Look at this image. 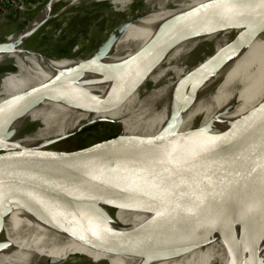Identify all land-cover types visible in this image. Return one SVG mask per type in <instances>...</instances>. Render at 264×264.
Segmentation results:
<instances>
[{
  "label": "bare ground",
  "instance_id": "bare-ground-1",
  "mask_svg": "<svg viewBox=\"0 0 264 264\" xmlns=\"http://www.w3.org/2000/svg\"><path fill=\"white\" fill-rule=\"evenodd\" d=\"M82 1L46 0L28 18L27 6L18 8L17 22L26 20L25 24L19 30L5 33L0 42L13 41L19 34L30 36L39 26ZM109 1L118 12L124 11L131 2ZM138 1L140 7L129 13L109 34L110 40L100 58L96 48L85 56H45L36 61L32 57L42 53L26 48L23 43L15 49L0 52V68L18 65L25 69L19 70L22 73L15 74V79L3 75L7 71H0V111H5L0 117V149L38 150L40 147L49 150L57 142L80 132L90 115L115 110L104 106L95 110L88 108L98 104H111L132 117L123 128V134L129 128L125 135L140 122L146 130L138 136H155L172 121L174 130L195 137L227 133L264 106V49L240 54L246 47L240 40L234 68L211 61L196 71V80L184 70L189 75L184 81L183 74L175 69L179 65L187 68L196 63L186 66L185 60L190 50L211 31L192 28L173 43L179 30L177 26L172 28L175 22L192 10L197 11L196 8L201 9L199 14L206 18L214 11L212 7L216 2L227 0H158V7L151 0ZM60 3L62 5L55 8ZM199 3L204 5L203 10ZM225 21L228 29L240 27L241 34L250 33L247 25L240 26L241 19L226 15L220 24ZM150 23L155 25L156 31L151 50H168L151 69L126 79L129 61L141 52L134 50L129 55L125 52L134 37ZM255 27L253 34L264 39V26ZM220 45L215 43L208 49L196 51L199 52H195L196 60L211 57L210 51ZM177 53L185 56L182 61ZM78 65L82 72H72ZM203 72L210 77L205 78ZM129 99L134 100L130 105L125 104ZM104 122L114 123L106 119ZM108 207L111 218L93 210L46 209L26 197L16 205L0 207L3 217L0 264H18L21 260L19 264H226L228 261L224 244L212 227L174 243L138 238L124 243L125 247L129 245L127 251L112 252L120 235L154 214L119 204ZM251 207L244 206L232 219L233 231L242 241L245 217ZM26 249L30 250L22 257ZM259 252L256 259L246 264H264V221Z\"/></svg>",
  "mask_w": 264,
  "mask_h": 264
},
{
  "label": "water",
  "instance_id": "water-1",
  "mask_svg": "<svg viewBox=\"0 0 264 264\" xmlns=\"http://www.w3.org/2000/svg\"><path fill=\"white\" fill-rule=\"evenodd\" d=\"M212 8L205 20L199 11L189 12L179 34L190 28L213 30L226 15L264 26V0L220 1ZM27 37L19 34L13 41L0 42V52L17 48ZM109 40L97 47L99 58ZM167 50L146 49L135 55L125 78L151 69ZM72 72L81 73L80 65ZM4 113L1 110L0 117ZM171 125L172 121L155 136L118 132L73 150L56 145L49 150L0 149V207L26 197L46 209L93 210L111 218L108 205L119 204L154 215L120 235L112 252L127 251L124 243L138 238L174 243L212 227L226 249V264L256 259L264 221V106L220 135L190 136ZM249 205L242 241L232 219ZM2 228L0 215V234Z\"/></svg>",
  "mask_w": 264,
  "mask_h": 264
},
{
  "label": "rangeland",
  "instance_id": "rangeland-1",
  "mask_svg": "<svg viewBox=\"0 0 264 264\" xmlns=\"http://www.w3.org/2000/svg\"><path fill=\"white\" fill-rule=\"evenodd\" d=\"M45 1L46 0H0V21L3 22L0 26V38H2L5 33L21 29L25 24L26 20L17 22L20 15V11L18 10V8L26 5V18H28V15L35 11L36 8ZM151 2L154 6L158 7V0H151ZM60 5H62V3L58 4L55 8L59 7ZM207 5H205V7H207ZM199 6L203 10L204 5L199 3ZM139 7L140 2L138 0H131L124 11L118 12L113 9L112 4L109 0H83L76 7H71L68 11L63 13V15L61 14V16L56 17L39 26L30 36L23 40V44L28 49H32L39 53H42L41 55L32 57V59L34 58L33 60L36 61H41L45 56L55 58L85 56L90 54L102 42L108 39L107 37L109 36L111 31L119 23H121L129 13L135 11ZM196 9L200 13L201 9ZM205 19L206 18H203V20ZM250 20H242V24H240V26L243 24L248 26V31L250 32L248 35L243 33L241 34L240 27L237 30H234V28L232 27L228 29V22L226 21L211 30L203 38V41L195 45L190 50L189 56L185 60L186 66L190 65L193 62L196 63H193L187 68L183 67L182 65H179L177 68H175L178 72H181V74H183L184 78L182 79L184 81H187V76L189 77L190 75L192 79L196 80V71H199L202 66L211 61H218V63L223 64L229 69L234 68L236 59L235 57L240 52V40L245 42L246 44V47L240 54L246 52H261L264 49V39L260 38L259 35L253 34L254 29H256L257 27H255L256 24ZM181 21H183V19L179 18L172 28L177 26L176 28H179L180 30L182 25L179 24H181ZM153 25V23H150L146 28H144L139 34L134 37L125 54L129 55L134 50L137 53V51L144 52V50L146 49L153 48L156 36L155 25ZM191 29L192 28L184 32L185 34L183 35L179 34L178 30L177 37L172 42L175 43L182 39V37L185 36L186 33H188ZM215 43H220L221 47H218L215 50H211V57L206 56L202 58L203 60L201 61L196 60V51L208 49ZM84 44L86 45L84 46ZM227 46L229 47L227 48ZM196 53L198 54L199 52ZM181 54L182 53H177L176 55L182 61L185 56H180ZM19 70L25 69L18 65H15L14 67L8 66L7 68H0L1 72L7 71L4 72L5 74L3 75L10 79L17 78L15 74L22 73ZM184 70H188L189 75L186 74ZM203 74L205 78L210 77L209 74H206L204 72ZM214 74H216V72ZM133 100L134 99H129L125 104L129 103L130 105V102ZM102 106L112 107L115 110L99 115H90V117L85 121L84 128L80 132L63 141L57 142L55 144L56 148L61 150H73L88 146L100 140L111 138L118 132H121L122 135H125L129 128L124 132V134L123 128L129 123V120H131L132 117L127 115L123 111H120L118 108L114 107L111 104H105ZM104 119L113 120L114 123L104 122ZM145 130V125L140 126V122H138L133 125L129 135H138ZM38 150H41V148L38 147ZM29 250L30 249H26L23 252L22 257ZM21 261H19V263Z\"/></svg>",
  "mask_w": 264,
  "mask_h": 264
}]
</instances>
